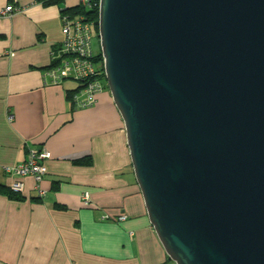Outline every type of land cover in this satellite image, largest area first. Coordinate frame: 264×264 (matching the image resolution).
<instances>
[{
	"label": "water",
	"instance_id": "1",
	"mask_svg": "<svg viewBox=\"0 0 264 264\" xmlns=\"http://www.w3.org/2000/svg\"><path fill=\"white\" fill-rule=\"evenodd\" d=\"M109 94L173 264H264V0H99Z\"/></svg>",
	"mask_w": 264,
	"mask_h": 264
},
{
	"label": "crops",
	"instance_id": "2",
	"mask_svg": "<svg viewBox=\"0 0 264 264\" xmlns=\"http://www.w3.org/2000/svg\"><path fill=\"white\" fill-rule=\"evenodd\" d=\"M78 1L0 0V185L9 188L5 169L30 153L50 154L43 198L31 177L21 180L22 201L0 194V264H173L149 223L109 92L77 110L76 83L42 82L63 41L62 10ZM9 5L17 11L2 15ZM83 158L91 165L72 163Z\"/></svg>",
	"mask_w": 264,
	"mask_h": 264
},
{
	"label": "built area",
	"instance_id": "3",
	"mask_svg": "<svg viewBox=\"0 0 264 264\" xmlns=\"http://www.w3.org/2000/svg\"><path fill=\"white\" fill-rule=\"evenodd\" d=\"M54 0H38V4ZM94 0H79L77 7L82 11H89ZM17 10L9 5L1 13H13ZM81 16L61 15V33L63 41L60 48L52 54L51 65L43 72L42 82L44 85L56 86L66 81L76 83L78 90L70 94L72 106L77 109L92 107L97 102V95L102 91L99 81L102 78V70L94 68L95 62L92 58L91 38L93 27L84 21ZM50 159L46 151L30 153L26 162L12 168L5 169L7 175L15 178L9 188L13 193L23 191V177H31L33 190L38 198L45 196L41 188L44 176L47 174L45 161ZM84 205L89 204V196H82ZM125 217L120 218L124 220Z\"/></svg>",
	"mask_w": 264,
	"mask_h": 264
},
{
	"label": "trees",
	"instance_id": "4",
	"mask_svg": "<svg viewBox=\"0 0 264 264\" xmlns=\"http://www.w3.org/2000/svg\"><path fill=\"white\" fill-rule=\"evenodd\" d=\"M56 2H57V0H54V1H50V2L44 3V4L45 5H51V4H54ZM98 3H99V0H94L93 1V6L89 9V11H86V12L82 11L79 7H74V8L62 10V14L61 15H70V16H81L82 15L85 18L84 21L88 22V23H90L92 25L93 31L95 32V34H96V36L98 38ZM92 58H93V61L95 63H99L100 62V63L103 64L101 52L98 53L97 55H93V53H92ZM101 70H102V78L99 81V83L102 86V91L103 90H107L109 92L106 84L103 85L102 80H104L105 77H104L103 68H101ZM78 88H79V86L76 89H74L71 92H69V93L72 94V93L76 92L78 90ZM70 94H69V97H70ZM72 163L75 166H90L91 165V162H90V160L88 158L74 160V161H72ZM0 194L6 196L10 200L22 201V197L19 194L13 193L10 190V188L5 187L3 185H0ZM166 262L169 263L170 260L167 259Z\"/></svg>",
	"mask_w": 264,
	"mask_h": 264
},
{
	"label": "rangeland",
	"instance_id": "5",
	"mask_svg": "<svg viewBox=\"0 0 264 264\" xmlns=\"http://www.w3.org/2000/svg\"><path fill=\"white\" fill-rule=\"evenodd\" d=\"M91 49H92V53L93 55H97L98 53L101 52V49H100V43H99V39L97 38L95 32L92 30V38H91ZM97 70H100L101 68H103V64L102 63H96L94 65ZM103 82V85L106 84V81L105 79L102 80ZM107 86V84H106Z\"/></svg>",
	"mask_w": 264,
	"mask_h": 264
},
{
	"label": "bare ground",
	"instance_id": "6",
	"mask_svg": "<svg viewBox=\"0 0 264 264\" xmlns=\"http://www.w3.org/2000/svg\"><path fill=\"white\" fill-rule=\"evenodd\" d=\"M52 58V57H51Z\"/></svg>",
	"mask_w": 264,
	"mask_h": 264
}]
</instances>
